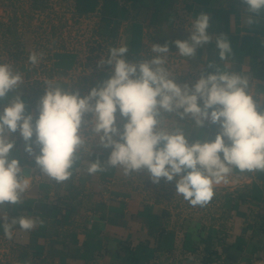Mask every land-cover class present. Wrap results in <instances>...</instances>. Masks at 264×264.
<instances>
[{
    "label": "crops",
    "instance_id": "1",
    "mask_svg": "<svg viewBox=\"0 0 264 264\" xmlns=\"http://www.w3.org/2000/svg\"><path fill=\"white\" fill-rule=\"evenodd\" d=\"M48 1L52 13L59 19L63 14L68 19L70 10L77 13L80 20L76 38L83 37V22L89 19L94 26L90 30L91 36H101V6L104 4L112 7L114 13L118 10L122 23L117 46L122 41L129 45V36L133 38L135 49L128 58L131 62L141 60V53L149 54L152 43L163 45L166 40H187L190 35L185 27L188 20L201 12L208 13L211 26L207 31L213 35L212 43L197 49L196 58L189 61L175 53L169 57V66L181 73L176 82L194 84L201 75V63L205 74L213 71L202 59L206 53L208 60L223 68L225 62L219 60L215 45V37L223 33L233 50L228 61L230 69L251 72L257 80L254 91L264 92V11L258 24L248 26L244 23L246 13L242 9L245 7L242 0H100L97 6H94V0ZM4 2L6 10L0 12L14 14L10 19L15 32L5 38L0 35V41L5 43L7 50L13 46L16 54H12L15 59H0L1 62L12 61L26 74V79L78 80L72 90L82 79L86 80V89L88 85L91 89L98 87L107 79L110 70L104 66L96 68L102 57L94 58L92 68L88 67L87 62L91 66L89 58L80 61L77 50L69 51L62 46L64 42L61 48L52 50L51 55L49 52V59L44 57L38 67L28 65L29 54L45 48V38L36 28L43 29L45 16L49 18L48 22L53 20L49 12L33 15L30 0H18V6L15 0ZM14 6L17 8L13 9ZM15 16L18 19L14 26ZM151 18L161 29L164 42L159 36L157 41L151 39L150 34L155 29L148 25ZM35 19H41L39 27L35 26ZM0 21L1 29L5 30L9 25L5 23L8 18L0 16ZM52 25L56 28L62 26L55 22ZM43 31L45 33L46 29ZM25 32L28 37L31 35V41L25 40ZM90 39L92 41L93 37L87 39L88 43H91ZM44 94L38 80L21 89L25 114H32L33 124L39 116L38 104ZM258 110L264 111V102H259ZM116 117L117 126L122 131L126 118H122L119 111ZM219 130L218 124L206 122L202 129L190 131L189 143L203 137L213 140L212 136ZM12 138L16 143L11 158L19 160L25 177H33L34 182L23 202L7 210L9 222L13 216L25 215L39 218L43 224L27 232L17 225L11 240L5 237L0 227V264H206L202 257L209 254L218 256L210 264H255V258L264 255V172L237 174L232 178L234 183L215 189V195L206 207H193L175 195V180L166 182L162 178L159 184H153L143 171L130 177L123 176L116 169L95 175L80 172L61 184L47 177H37L41 173L35 156L25 151L26 142L19 130L12 134ZM114 138L119 140L118 136ZM34 141L35 136L28 143L38 155L40 148ZM110 153V148L94 142L87 159L93 162L99 159L105 163ZM239 195L246 199H238ZM56 205L62 208L61 212L57 211ZM3 223V217H0V226Z\"/></svg>",
    "mask_w": 264,
    "mask_h": 264
},
{
    "label": "clouds",
    "instance_id": "2",
    "mask_svg": "<svg viewBox=\"0 0 264 264\" xmlns=\"http://www.w3.org/2000/svg\"><path fill=\"white\" fill-rule=\"evenodd\" d=\"M242 4L244 23L258 24L264 0H242ZM210 20L205 12L190 18L185 25L189 38L173 41L177 50L172 53L168 43H152L149 54L141 53V60L131 62L126 58L127 43L109 46L98 67L111 66L110 78L83 97L72 90L78 80L26 79L12 62H0V101L5 102L0 109V217L4 220L0 227L8 240L13 239L17 225L27 232L43 224L25 215L13 216L9 222L7 210L23 202L34 182L33 177H25L19 160L11 158L16 143L12 134L17 130L26 142L25 151L35 156L41 173L37 177L61 184L80 172L95 175L116 169L130 177L143 171L153 184L162 178L175 180V195L193 207H206L215 189L234 183L237 174L264 172V111L258 110L264 92L254 91L257 80L251 72L230 69L233 50L228 37L223 33L215 37L223 68L208 60L206 53L202 59L213 71L205 74L201 63V75L194 84L177 83L181 73L169 66L171 54L189 61L196 58L197 49L212 43L213 35L207 31ZM44 55L31 52L28 65L38 67ZM36 80L45 94L33 124L32 114H25L21 89ZM117 111L126 118L122 131L116 123ZM87 114L90 120L85 119ZM206 122L220 126L215 139L203 137L189 143L190 131L202 129ZM33 136L38 155L28 143ZM94 142L111 149L105 163L87 159Z\"/></svg>",
    "mask_w": 264,
    "mask_h": 264
},
{
    "label": "trees",
    "instance_id": "3",
    "mask_svg": "<svg viewBox=\"0 0 264 264\" xmlns=\"http://www.w3.org/2000/svg\"><path fill=\"white\" fill-rule=\"evenodd\" d=\"M16 2V6H18V0H15ZM100 0H94V6H97L98 2ZM135 0H133L134 2ZM14 6L13 9H16L17 7ZM29 8H30V11L33 12V15L36 14H41V13H44V12H49V14L52 13V7H51V3L48 1V0H30V5H29ZM143 8H145L146 10H149V8H147L146 6H144ZM142 8V10H143ZM144 9V10H145ZM140 14V13H139ZM101 15H102V24H103V31L100 33L101 36H98L101 38L102 43H98V41H94V40H98L97 37L94 35L93 36V43L96 44L91 46L90 48V51H91V56H89V62L91 63V61L96 58V57H99V54L104 53V51L106 52L107 51V48L109 46H117L118 45V39L120 37V34H119V29H120V25L122 23V20L120 17V12L117 10L115 13L112 11V7H108L106 6L105 4L103 6H101ZM141 15V14H140ZM143 17V16H142ZM65 16L63 14V22H62V26H59L58 28L54 27V25L51 26L50 30H49V37L50 36L52 37V41H55L56 37L60 34V29L63 28L62 30L64 31L66 29V27L68 26V22L66 19H64ZM18 18L15 16V18H13V25L15 26L16 24V20ZM149 26H153L155 29H154V32H152L150 34V37L153 41H157L158 40V36H159V40L161 42H164V37L162 36L161 37V34H162V31L161 29L156 25V22L154 19L151 18V20L149 21ZM0 26H2V22L0 21ZM0 30H1V33L0 35L2 37H6V36H10V35H14V30H13V27L12 25H8L6 26V29L5 30H2L1 27H0ZM129 44L128 47H129V53L127 54V59L130 57V53L135 49V47L132 46V43L134 42L133 41V38H131V36H129ZM173 41V39L171 40ZM171 41H168L166 40V43L169 44V50L170 51H176V48L175 46L173 45V43ZM90 44V43H89ZM165 44V43H164ZM64 47V45H62ZM5 51V50H4ZM1 55V53H0ZM24 58H26V56H24ZM1 62V60H0ZM88 66H90V64L87 62ZM105 67L110 70L111 66L109 65H105ZM110 78V72L108 73L107 75V79ZM86 80L85 79H82V82H79V86L75 87L76 89H74L73 91H79L80 93V96L83 97L82 95V89L84 88V86H81V84L85 85V82ZM91 84H93L91 82ZM91 86V85H90ZM93 86V85H92ZM4 104L5 102L4 101H0V109H2L4 107ZM177 120H180V118L178 117ZM181 121V120H180ZM219 131H217L213 136V140L215 139L217 133ZM238 199H241L242 201H244L245 199H243V196L242 195H239L237 197ZM70 206V205H69ZM56 208H57V211L58 212H61L62 208L57 206L56 205ZM73 211V210H72ZM64 219V217L62 218ZM214 253V252H213ZM218 256H213V254H209L208 256L205 255L202 257V262L203 263H206V264H210L211 262H213L215 259H217ZM189 260H191L190 258H188Z\"/></svg>",
    "mask_w": 264,
    "mask_h": 264
},
{
    "label": "rangeland",
    "instance_id": "4",
    "mask_svg": "<svg viewBox=\"0 0 264 264\" xmlns=\"http://www.w3.org/2000/svg\"><path fill=\"white\" fill-rule=\"evenodd\" d=\"M6 2H4V0H0V11L1 10H3L4 11V9L6 10V5H3V4H5ZM11 10H12V8H11ZM53 10V9H52ZM54 10L55 11H57V9L56 8H54ZM2 11V12H3ZM58 11H61V8H59V10ZM10 12H8L7 14H4V12L3 13H1L0 12V16L1 17H7L8 18V21H5V23H7V24H9V25H12V20L10 19L14 14H12V15H10L9 14ZM68 13H69V16H68V19L72 22V25L68 22V19H67V17H65L64 19H66L67 20V22H68V24H70L71 25V27L70 28H67L66 27V29L63 31L62 29L63 28H61L60 29V35H62L63 34V36H59V37H61V38H59L58 36L56 37V39H55V41H52V37L50 36V38H48L49 37V30H50V28H51V26H52V24H53V22H55L56 23V25L57 26H59V25H61L62 24V21H63V19H59V17H57L56 15H54V13H51L50 14V16H51V18H52V20H53V22L52 21H47V19H49L47 16H45L43 19H45V21L46 22H42L43 23V29H39V28H36L37 29V31L38 32H40V33H38V34H40V36H43V39L45 38V42H44V44H45V48H44V50H41V52L42 53H44L45 55H44V57L47 59L48 57H49V52H50V55H51V51L53 50H56V49H59V48H61V43L62 42H64V46L69 50V51H72V50H74V51H76L77 50V52L79 53V59H80V61H85V60H87V58H89V56H91V51H90V48H91V46H93V45H95L96 46V44H94L93 43V41H91V39L89 40V42H91L90 44L88 43V38L90 37H92L91 36V31L90 30H92L93 28H94V26L92 25V20H88V21H86V23H84L83 22V30H84V32L82 33V38H80V37H75V34H78L77 33V29L76 28H78L79 26H77V25H79V20L80 19H78L77 18V13H75L74 14V12H72V10H70V11H68ZM45 14H47V13H45ZM3 15V16H2ZM48 15V14H47ZM57 17V18H56ZM93 19V18H92ZM35 21L37 22V23H35L36 25V27H39V25H40V21H41V19H35ZM90 21V22H89ZM29 22V24H30V26H31V21L29 20L28 21ZM27 22V23H28ZM59 23V24H58ZM39 24V25H38ZM81 25V24H80ZM76 26V27H75ZM46 27V28H45ZM46 29V32L44 33V31L43 30H45ZM85 30H87V32L85 31ZM90 31V32H89ZM27 32H25V36H24V38H25V40H26V38H27V40H30L31 41V35H30V37H28V35L26 34ZM30 34H31V28H30V32H29ZM45 34V35H44ZM71 36V37H70ZM59 38V39H58ZM65 38V39H64ZM61 39H64V40H61ZM97 39L98 40H94V41H98V43L97 44H99V43H102L103 44V42H102V40H101V38L100 37H97ZM5 45V43L3 42V41H0V53H1V55H0V59L1 60H7V58L9 59V60H12V59H15L14 58V56L12 55V54H14L15 53V49H14V47L13 46H11L12 48L11 49H9V50H7L8 48L6 47V46H4ZM5 50V51H4ZM16 54V53H15ZM103 55H104V53H102L101 52V54H99V57H103ZM49 59V58H48ZM12 62V61H11ZM82 64V63H81ZM82 66V65H81ZM88 67H91L92 68V63H91V66H88ZM94 67H96V66H94ZM104 67H105V65H104ZM96 68H99V67H96ZM106 68V67H105ZM90 69V68H89ZM81 86H84V88L82 89V95L83 96H86L89 92H90V90H91V87H90V85H88L89 86V88H87L86 89V85H83V84H81ZM91 116H90V114H87L86 116H85V118H86V120H90L89 118H90Z\"/></svg>",
    "mask_w": 264,
    "mask_h": 264
},
{
    "label": "built area",
    "instance_id": "5",
    "mask_svg": "<svg viewBox=\"0 0 264 264\" xmlns=\"http://www.w3.org/2000/svg\"><path fill=\"white\" fill-rule=\"evenodd\" d=\"M70 24L72 25V22L71 21H70ZM70 24H68L67 28H70L71 27ZM254 261H255V264H264V255L263 256L256 257Z\"/></svg>",
    "mask_w": 264,
    "mask_h": 264
}]
</instances>
